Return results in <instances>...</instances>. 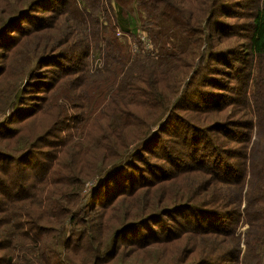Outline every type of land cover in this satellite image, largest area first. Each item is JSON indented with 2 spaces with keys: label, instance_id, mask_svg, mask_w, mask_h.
I'll use <instances>...</instances> for the list:
<instances>
[{
  "label": "trees",
  "instance_id": "trees-1",
  "mask_svg": "<svg viewBox=\"0 0 264 264\" xmlns=\"http://www.w3.org/2000/svg\"><path fill=\"white\" fill-rule=\"evenodd\" d=\"M51 1L0 0V38L17 31L20 37H27L32 29L22 22L36 20L31 13ZM61 3L53 9L58 17L62 15L57 28L76 20L89 25L93 37L98 27L105 29L103 42L113 44L108 45L110 56L112 48H123L117 29L128 33L133 26L125 8L137 3L148 7L150 0ZM219 3L203 1L197 17L194 10L180 19L175 14L182 11L173 0H161L152 9L155 18L173 19L184 35L185 29L192 28L188 34L198 36L195 41L200 43L222 13ZM107 5L115 11L117 22L107 16ZM250 19L247 42H237L248 62L236 70L239 79L245 72L241 82L236 79L244 88L238 101L248 116L240 124L244 132L235 138V133H227L225 123L214 126L240 144L228 154L233 162L222 152L220 138L210 133L202 138L193 134V159L183 157V152L172 150L163 140L160 157L157 155L161 167L149 163V168L137 169L138 177L125 176L137 168L156 140L161 142L159 134L152 145L150 140L146 142L153 120L168 112L159 127L163 131L166 124L178 120L180 110L191 107L185 106L183 94L172 102L194 67L196 57L188 51L168 53L160 63L152 64L150 71L144 69L126 80L127 103L112 108L114 119H125L110 124L105 136L91 145V152L79 148L71 159L62 160L64 150H51L49 141L55 136L46 132L40 136L46 150L35 153L28 143L18 154L20 150L15 148L22 141L21 134L15 136L16 130L7 126L10 120L0 124V264H264V0L257 1ZM204 22L205 27L196 30L195 25ZM38 29V33L44 30ZM94 47L99 48L97 43ZM91 51L87 49L86 55ZM35 60L38 65L44 63L40 53ZM143 113L146 119L141 118ZM188 127L193 133L205 129L192 121ZM178 139L171 140L182 145ZM72 143L71 138L69 146ZM132 145L139 148L128 153ZM151 168L159 170L149 177L146 174ZM92 178L90 194L79 204L80 188ZM92 209L102 213L99 218L91 216Z\"/></svg>",
  "mask_w": 264,
  "mask_h": 264
},
{
  "label": "rangeland",
  "instance_id": "rangeland-1",
  "mask_svg": "<svg viewBox=\"0 0 264 264\" xmlns=\"http://www.w3.org/2000/svg\"><path fill=\"white\" fill-rule=\"evenodd\" d=\"M160 1L150 0L148 7L137 3L125 8V15L132 18L130 21L133 26L126 31L128 33L117 29L116 36L123 48H112L110 56L108 45L113 47V44L103 42L105 29L98 27L99 31L93 37L89 35L90 26L80 25L76 20L66 22L63 29L57 28L60 25L57 21L62 15L58 17L53 9L62 5L61 0L44 3L31 13L36 20L22 22L23 26L32 29L27 37H20L17 31L0 38V124L10 120L7 126L16 130L15 136L17 132L21 134L22 141L15 148L16 151L20 150L18 154L25 150L28 143H31L35 153L46 150V143L40 141V136L46 132L55 136L49 141L53 144L51 150H64L61 152L62 160L71 159L79 148L91 152V145L105 136L110 124L125 119L123 116L114 119L112 108L127 103L126 80L139 75L144 69L149 68L150 71L151 65L160 63L168 53L188 51L196 57L194 67L181 83L179 93L172 102H176L178 97L182 99L183 94L187 99L185 106L191 104V107L180 110L178 120L166 124L163 131L159 127L167 120L168 112L153 120L146 142L150 140L152 145L157 134L161 142L156 140L153 149L138 161L137 168L129 171L130 176L128 172L125 176L138 177L137 169L149 168V163L161 167V159H157V155L161 154L163 140L172 150L183 152V157L193 159L196 154L194 135L202 138L208 133L220 138L218 143L222 152L233 162L234 159L228 154L238 149L240 144L232 142L231 135L235 133V138H240L244 132L240 124L248 120L245 106L238 102L242 99L240 94L244 88L237 80L241 82L245 72H242L240 79L236 75V70L243 69L248 62L244 58L246 54L241 55L237 42H247L250 16L255 12L258 0H220L222 13L215 17L212 30L206 37L203 34L200 43L195 41L198 36L188 34L192 28L185 29L184 35L173 19L153 16L152 7ZM173 1L174 6L182 11L181 14L177 11L175 14L180 19L184 15L189 16L194 10L197 17L201 3L206 0ZM106 8L109 9L107 16L110 21L117 22L115 11L109 5ZM171 14L174 15L173 12ZM143 21H146L147 26ZM205 23L195 25L196 30L200 26L205 27ZM38 28L44 30L38 33ZM218 30L224 34L216 32ZM229 35L235 37L227 39ZM96 43L98 49L94 47ZM87 49L92 50L89 56L86 55ZM39 53L44 63L38 65L35 57ZM235 98L237 100H233ZM215 106L222 107L212 110ZM36 116L39 119L34 120ZM146 117L144 113L141 114L142 119ZM190 121L205 129L191 132V127H188ZM216 122L225 123L226 131L231 135H223V130L217 127L214 129ZM175 137L181 140L182 145L171 140ZM71 138L75 143L69 146ZM66 141L65 147L60 146ZM136 148L132 145L128 153L135 152ZM157 170L151 168L146 175L152 177ZM94 179H86L80 188L79 204L84 197L88 198ZM90 214L93 218H99L102 213L92 209ZM121 243L125 244V241Z\"/></svg>",
  "mask_w": 264,
  "mask_h": 264
}]
</instances>
